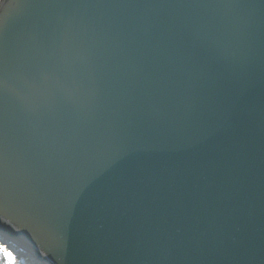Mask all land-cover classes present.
<instances>
[{
    "label": "water",
    "instance_id": "1",
    "mask_svg": "<svg viewBox=\"0 0 264 264\" xmlns=\"http://www.w3.org/2000/svg\"><path fill=\"white\" fill-rule=\"evenodd\" d=\"M228 9L76 8L38 0H2L0 36L9 63L5 104L8 182L0 197V230L18 242L30 264H89L110 238L133 224L126 206L105 193L114 174L152 167L214 163L215 183L234 189L205 210L196 235L205 264L264 261V71L245 67L246 49L221 60L199 81L204 118L186 130L190 145H154L115 135L123 124L113 101L151 70L161 87H176L187 64L184 47L207 16ZM71 22L77 55L66 74L78 82L69 99L52 95L39 73L60 62L53 41ZM99 105L93 115L91 109ZM119 150L118 164L78 200L81 177ZM179 234L167 216L145 225ZM17 229L19 231H17ZM203 234V235H201Z\"/></svg>",
    "mask_w": 264,
    "mask_h": 264
},
{
    "label": "snow or ice",
    "instance_id": "2",
    "mask_svg": "<svg viewBox=\"0 0 264 264\" xmlns=\"http://www.w3.org/2000/svg\"><path fill=\"white\" fill-rule=\"evenodd\" d=\"M51 7L228 9V16H207L200 31L189 33L184 45L187 64L178 76L176 87H161L150 69L142 81H134L130 91L117 97V116L122 126L112 128L115 135L142 140L154 145H190L186 130L204 118V93L199 81L208 73L219 71L226 55L246 49V65L259 60L264 71V0H38ZM60 62L39 73V82L51 92L73 98L78 82L66 74L77 63L76 34L71 22L53 41ZM8 51L0 36V197L7 188L5 104L7 92ZM99 105L90 111L97 113ZM122 158L119 150L110 151L103 162L81 177L73 198L81 195ZM214 163L190 162L184 166L152 167L128 175L114 174L105 195L123 204L132 213L133 224L118 239L110 238L95 253L89 264H205L200 257L207 251L196 232L206 209L220 202L234 189L231 179L215 183ZM167 216L175 225H184L179 234L146 228ZM17 231H19L17 229ZM203 235V234H201ZM26 257L12 237L0 230V264H25ZM264 264V261H262Z\"/></svg>",
    "mask_w": 264,
    "mask_h": 264
},
{
    "label": "rangeland",
    "instance_id": "3",
    "mask_svg": "<svg viewBox=\"0 0 264 264\" xmlns=\"http://www.w3.org/2000/svg\"><path fill=\"white\" fill-rule=\"evenodd\" d=\"M25 264H30L29 262H28V260L26 259V261H25Z\"/></svg>",
    "mask_w": 264,
    "mask_h": 264
},
{
    "label": "bare ground",
    "instance_id": "4",
    "mask_svg": "<svg viewBox=\"0 0 264 264\" xmlns=\"http://www.w3.org/2000/svg\"><path fill=\"white\" fill-rule=\"evenodd\" d=\"M2 2V0H0V3Z\"/></svg>",
    "mask_w": 264,
    "mask_h": 264
}]
</instances>
